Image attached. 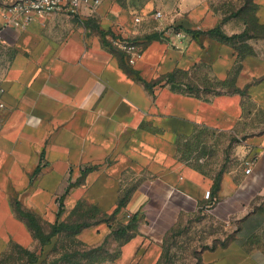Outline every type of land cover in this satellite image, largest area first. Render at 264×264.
I'll return each instance as SVG.
<instances>
[{"label": "crops", "instance_id": "obj_1", "mask_svg": "<svg viewBox=\"0 0 264 264\" xmlns=\"http://www.w3.org/2000/svg\"><path fill=\"white\" fill-rule=\"evenodd\" d=\"M252 4L264 26V0ZM245 5V0H86L79 14L34 16L25 28L14 24L16 17L3 5L0 45L14 53L0 94V257L8 243L28 246L34 239L16 202L54 225L61 205H73L66 195L70 183L90 173L116 181L137 178L121 220L129 223L137 215L139 222L119 262L157 264L181 218L210 201L214 180L176 155L179 140L203 128L242 137L241 159L254 160L250 175L243 161L241 169L224 173L218 197L242 205L264 198V54L259 52L264 37L248 39L254 52L243 56L220 37L186 32L220 26L226 36H239L251 28ZM177 31L183 35L177 37ZM108 32L135 41L141 60L124 65L104 45L101 33ZM107 41L120 50L113 37ZM198 67L208 75L191 73L190 79L203 86L226 81L238 67L241 84L250 85L248 96L205 99L164 85L150 90L138 79L154 83ZM110 234L109 225L100 224L78 238L94 246ZM219 252L236 263L259 264L237 244L213 253ZM207 254L204 264L222 260H208Z\"/></svg>", "mask_w": 264, "mask_h": 264}, {"label": "rangeland", "instance_id": "obj_2", "mask_svg": "<svg viewBox=\"0 0 264 264\" xmlns=\"http://www.w3.org/2000/svg\"><path fill=\"white\" fill-rule=\"evenodd\" d=\"M239 48L246 53L254 52L249 43H243ZM259 52L264 54V48H260ZM13 53L0 45V92ZM207 71L195 70L192 76L208 75ZM241 139L231 133L203 128L190 138H181L176 155L179 161L201 170L215 183L223 166L226 171L241 169L244 159H241L240 153ZM136 181L137 178L132 175L116 181L103 174H83L70 183L67 196L73 197V205H64L60 221L73 228L83 225L95 228L97 224H107L117 231L122 224H127V218L121 220L124 208L120 214L114 213L122 201L129 198ZM202 207V213L182 217L179 225L167 235L159 264H204L207 253L208 260L222 259L217 264H240L232 258H223L225 255L220 252L213 253L233 244L243 248L259 264H264V198L242 205L218 197ZM26 211L38 220V233L48 236L53 225L41 218L35 209ZM29 232L33 241L28 246L19 242L8 243L0 257V264H27L33 254L38 256V264H121L119 256L125 241L121 236L110 234L107 241L87 246L79 241L78 236L64 232L50 246L43 248L30 229ZM72 254H75L74 257ZM67 255L71 257L65 258Z\"/></svg>", "mask_w": 264, "mask_h": 264}, {"label": "trees", "instance_id": "obj_3", "mask_svg": "<svg viewBox=\"0 0 264 264\" xmlns=\"http://www.w3.org/2000/svg\"><path fill=\"white\" fill-rule=\"evenodd\" d=\"M245 1H246V5L249 6L250 16L248 18V24H250V26H251L250 30H248L247 32H245L239 36L228 37L221 31L220 26L217 27L216 29H213V30L207 32V33L198 32V31H186V32L189 34H192L196 38H199L201 35H205V34H210L213 36L220 37L222 40H224L228 43L235 44V46H237V48L241 52V54L243 56H245L247 53L242 51L239 48L240 45L243 43H246V41L250 38L264 37V26L260 25L259 22L257 21V19L255 18V9L256 8L252 4L253 0H245ZM240 12H242V11H240ZM177 30H179V29L177 28ZM101 34H102L104 45L107 48H109L111 51H113L115 54H119L124 65L126 62L128 63L126 53H124L121 50H117V48L113 47V45H111V43L107 41V36H111L115 40H123V39L119 36H116L115 33H113V32L101 33ZM152 38L153 37H151V39ZM130 41H132V40H130ZM132 42H135V41H132ZM128 65H129V63H128ZM205 69L202 67L197 68V70H205ZM194 71H195V69H193V71H191V70H187V71L186 70H178L175 73L169 74V75L163 77L162 79H160L154 83H148V82L144 81L143 79H141L140 77H138V76L137 77L150 90L155 86L164 85V86H168L174 92L182 93V94L190 95V96H196L199 98L203 97L205 99H207L208 96H221V95H233V94H240L243 97L248 96V90L250 88V85L241 84V82L239 80V69H238V67L235 68V70L231 73V75L229 76V78L226 81H214L213 84H207L205 86H203L202 84L196 85L191 81L190 74L193 73ZM128 72L131 75L134 74L133 70H128ZM196 170H198V169H196ZM198 171L203 173L201 170H198ZM225 172H226V169H225V166H223L222 170L218 174L217 179L215 180V183L213 185V190L211 192L210 201H211V199L218 198V191L220 189L222 176L224 175ZM67 194H68V192H66V195ZM128 199L129 198H127V200L125 199L122 201V203L116 209L114 215H118L121 213L122 209L125 208V206L128 202ZM63 209H64V205L63 206L61 205V208H60V211L58 214L59 221L53 225L51 233L48 236L43 237L40 233H38V231H39V229L37 227L38 220L36 219L35 215H33L32 213H29L25 209H23L20 203L16 202V205H15V210L17 212L18 217L23 219L27 223L28 228L34 234L35 239L40 241V244L43 248L46 246H50L52 244L53 240L56 237L58 238L64 232L73 233L75 236H79V234L83 230L91 228V226H88V225L87 226L83 225V226H79L78 228H73V227L68 226V224L65 223L64 221L61 222L60 219H61L62 214H63V211H62ZM202 212H203V207L201 206L198 213H202ZM138 222H139L138 216L135 215L134 217H132V219L130 220L129 223H127L125 225L122 224V227L120 229H118L117 231L112 230L110 228L112 231L111 235H115V236L117 235V236H121L122 238H125V241L122 244V246H124V244L129 242L135 236V232H136V228L138 226ZM109 227H111V225H109ZM37 229H38V231H37ZM35 233H36V235H35ZM107 239H106V241H107ZM81 243H83V242H81ZM74 255L75 254H72L73 257H74ZM31 257L32 258L29 259L27 264H38L39 263V258L37 255L35 256L33 254V255H31ZM69 257H71V256H69V255L65 256V258H69ZM157 264H159V262Z\"/></svg>", "mask_w": 264, "mask_h": 264}, {"label": "built area", "instance_id": "obj_4", "mask_svg": "<svg viewBox=\"0 0 264 264\" xmlns=\"http://www.w3.org/2000/svg\"><path fill=\"white\" fill-rule=\"evenodd\" d=\"M86 0H0V10L4 4H8L6 11L16 17L14 24L25 28L34 16L46 17L50 14L66 10L69 14H79L83 3ZM162 13L157 12L156 18H161ZM139 21V20H137ZM3 29H0V43L4 40ZM182 31H177L176 36L181 37ZM114 44L127 55L128 63L134 66L142 58V52L136 42L130 40H115ZM3 93L1 90L0 94ZM4 104L0 102V109ZM243 166L248 175L254 171V160L247 159L243 161Z\"/></svg>", "mask_w": 264, "mask_h": 264}]
</instances>
